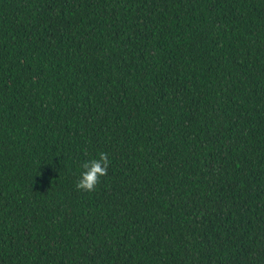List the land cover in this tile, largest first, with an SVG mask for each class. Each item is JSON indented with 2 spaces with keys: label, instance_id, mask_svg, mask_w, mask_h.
<instances>
[{
  "label": "trees",
  "instance_id": "obj_1",
  "mask_svg": "<svg viewBox=\"0 0 264 264\" xmlns=\"http://www.w3.org/2000/svg\"><path fill=\"white\" fill-rule=\"evenodd\" d=\"M0 264H264V0H0Z\"/></svg>",
  "mask_w": 264,
  "mask_h": 264
},
{
  "label": "clouds",
  "instance_id": "obj_2",
  "mask_svg": "<svg viewBox=\"0 0 264 264\" xmlns=\"http://www.w3.org/2000/svg\"><path fill=\"white\" fill-rule=\"evenodd\" d=\"M109 166L110 160L106 153H100L98 159L83 161L76 183L77 190L89 193L95 191L101 178L107 175Z\"/></svg>",
  "mask_w": 264,
  "mask_h": 264
}]
</instances>
